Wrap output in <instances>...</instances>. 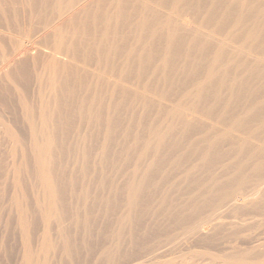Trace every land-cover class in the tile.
<instances>
[{
	"label": "bare ground",
	"instance_id": "1",
	"mask_svg": "<svg viewBox=\"0 0 264 264\" xmlns=\"http://www.w3.org/2000/svg\"><path fill=\"white\" fill-rule=\"evenodd\" d=\"M1 144L4 264H264V0H0Z\"/></svg>",
	"mask_w": 264,
	"mask_h": 264
},
{
	"label": "rangeland",
	"instance_id": "2",
	"mask_svg": "<svg viewBox=\"0 0 264 264\" xmlns=\"http://www.w3.org/2000/svg\"><path fill=\"white\" fill-rule=\"evenodd\" d=\"M7 152L8 148L6 147V144H1L0 155L4 156L6 159L5 168L4 164L2 167H0V195L2 197L6 196V194H4L6 191H8V195H12L14 192L13 182L11 179L12 158L7 154ZM6 206L7 211H9V201L6 203ZM13 216L15 217V214ZM5 221L6 219L4 217L2 222H0V260H2L3 263L1 261L0 262L2 264H4V262H7V256H18V254L23 251L22 236L19 226L13 225L7 228ZM235 223H243V220L228 225H223L222 227L218 228V240L215 242L217 245H228L229 243L234 242L232 245H234L235 248L238 247L239 250L251 249L254 251L253 248H258L257 245L259 243L257 242L259 240L264 241V210H262V213L260 215L257 216L256 214L253 219H248L246 224L243 223L235 225ZM98 234L101 238H103L102 232H99ZM240 238L242 242L240 241ZM105 242L110 244L109 240H105ZM39 246L40 244L35 240L34 247L38 248ZM88 247L90 249L82 246L80 249V254L78 256H100L102 243L97 242L94 244H88ZM230 251L234 252L235 249ZM262 251H264V249ZM262 251H254V253L250 256H261L263 255L262 253H260ZM52 256L60 255L52 254ZM168 256H182V254L180 252H174ZM4 259L6 260L4 261ZM8 261L9 264H13V262L10 263L9 259ZM53 262L54 264L57 263L56 260H54Z\"/></svg>",
	"mask_w": 264,
	"mask_h": 264
}]
</instances>
